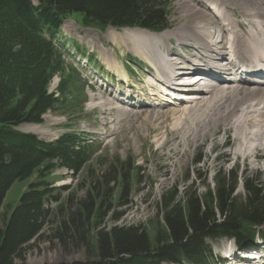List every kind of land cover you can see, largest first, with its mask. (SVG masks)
<instances>
[{
    "label": "trees",
    "instance_id": "16d2710c",
    "mask_svg": "<svg viewBox=\"0 0 264 264\" xmlns=\"http://www.w3.org/2000/svg\"><path fill=\"white\" fill-rule=\"evenodd\" d=\"M167 1L0 0V212L4 208L0 264H24L16 259L24 256L28 243L59 219L62 208L70 206L71 199L55 209L50 206L62 194L55 186L58 169L77 175L99 150L71 131L55 142H46L16 128L25 122H43L49 111L85 105L81 73L67 63L55 40L64 16L76 14L82 22H94L103 29L140 27L162 32L171 25L164 5ZM59 5L66 9L65 14L56 9ZM55 75L61 80L56 92H51ZM116 163L111 171L123 174L128 163ZM234 177L217 178L214 194L180 197L176 190L168 191L156 204L157 222L163 227L154 236L139 225L117 224L108 229L106 192L98 189L66 219L58 220L50 236L58 237L64 247L86 244L90 252L95 249L86 261L70 264H210L208 238L235 239L242 247L264 238L260 182L246 180L247 194L235 197ZM23 179L29 180L28 185L16 204L5 202L12 185Z\"/></svg>",
    "mask_w": 264,
    "mask_h": 264
},
{
    "label": "rangeland",
    "instance_id": "374dc122",
    "mask_svg": "<svg viewBox=\"0 0 264 264\" xmlns=\"http://www.w3.org/2000/svg\"><path fill=\"white\" fill-rule=\"evenodd\" d=\"M182 1L168 0L166 4L164 3L167 6V16L171 21V25L162 32H174L183 23L184 9L181 5ZM189 13L191 18H196L193 16L192 11ZM62 22V29L55 37L56 44L67 63L80 71L82 82L87 86L86 103L84 106H78L72 110L49 111L44 115L43 122L40 124L25 122L16 127L21 132L38 135L46 142L56 141L68 132L69 128H72L73 133L98 144L94 147L99 150L93 161L77 175L68 173L66 169H58L55 176L59 177L55 181V186L62 189V194L59 202L53 201L50 206L55 209L58 205L65 204L66 199H71L70 206L62 208L58 220L66 219L67 215L77 209L81 202L95 196L98 189L100 193L102 191L106 192L104 197L107 202L105 226L108 229L117 224L139 225L149 235L154 236L157 229L162 230L163 227L162 222L161 224L157 222L156 204L168 191L176 190L180 197L187 196V193L202 196L209 191L214 194L218 187L217 178L233 179L234 176L237 181L235 197H244L247 194L245 181L252 178L259 180V185L264 191V160L261 168L252 169L246 167L243 158H240L237 162L235 160L228 161L225 155V152L230 148L228 146L211 147L208 144L188 147L187 154L183 153L182 148H174L175 146L171 142V144L160 146L161 142L167 137L165 130L166 127L170 128L171 119L165 122H163L164 118L149 121L146 116L141 115L134 126L128 127L126 135L119 132L116 139L114 135L108 136V139H106L102 137L101 133H95L96 128L101 126L102 115L98 110L89 108V105H92L91 97L93 93L106 90L107 93L116 94L121 85L126 87L119 80V77L124 70L126 71L127 63L137 70L134 77L135 81L132 82L133 86L129 87V90L134 91L133 89L136 86L147 87L151 82L152 73H156L146 65L148 63L143 61L142 57L128 50L125 43L119 44V48L116 47L111 38L105 36L106 32L113 29L119 35V32L122 33L125 29L149 30L140 27L116 29L112 26L103 29L93 24L94 22L91 24L82 22L81 16L76 14L68 15L63 18ZM162 32L152 33L159 34ZM170 39L175 45L173 50L182 51V53L188 52L185 46L183 48H186L187 51L179 48L175 36ZM162 43L160 42V45ZM112 49L115 50V53ZM79 51L88 55L90 59L88 56H82ZM102 51L113 53L119 59L122 69L118 72L121 74L116 75L114 74L115 70L107 69ZM129 59H134L137 62L132 63ZM141 61L144 63H141ZM102 68L104 69L103 73H99L98 70ZM146 68L150 69L152 73H148L149 70ZM142 75L145 78L140 80ZM58 82V78L53 80L51 90L54 91L57 88ZM149 89L152 90V87L149 86ZM125 97L124 99H127ZM119 104L122 103L119 102ZM123 105L134 107V105H130L129 101L124 102ZM143 109L151 111L149 110L151 108L145 105H143ZM144 114L149 113L145 112ZM47 118L51 120L47 121ZM54 121L58 123L55 124ZM156 124H159L161 128H158L156 132L150 134L147 138L151 126ZM102 128L105 127L102 126ZM46 131L52 132V137L45 136ZM262 150L264 153V147ZM196 157L197 160H195ZM118 160H120V163H128L123 168V174L111 171V168L115 165L114 163ZM124 174L127 175L125 178ZM28 181V179H23L15 182L8 191L5 202L16 204L27 187ZM95 184L99 186L95 188ZM125 184L127 188L123 189ZM3 212L4 208L1 209L0 218ZM115 216L118 220L115 218L112 220V217ZM58 220L54 224L49 223L40 231L37 238L28 243L24 256L16 259L18 263L58 264L64 262L70 264L86 261L89 254L95 252L94 248H91L90 252L86 244L80 247L74 244L64 247L58 237H51L52 229L54 232L57 229ZM261 229L264 232V225L261 226ZM233 242L234 240L227 237L208 238L206 244L210 254V264H219L218 262L222 264L221 261L225 254L222 249ZM254 247L261 250L260 253L264 256V244L257 242ZM163 264L174 263L165 262Z\"/></svg>",
    "mask_w": 264,
    "mask_h": 264
},
{
    "label": "bare ground",
    "instance_id": "6f19581e",
    "mask_svg": "<svg viewBox=\"0 0 264 264\" xmlns=\"http://www.w3.org/2000/svg\"><path fill=\"white\" fill-rule=\"evenodd\" d=\"M181 5L183 23L174 32L157 34L138 29H125L119 35L113 29L106 32L105 36L116 47L125 43L128 50L142 57L156 73L148 69L152 73L148 86L129 90L131 84L118 72L122 69L119 59L113 53L102 51L107 68L115 70L116 75L120 73L119 80L126 87L121 85L114 95L106 90L93 93L89 108L102 115L101 126L94 132L106 139L114 135L116 139L119 132L126 135L128 127L134 126L141 115L149 121L171 119L170 128L165 130L167 137L160 146L171 142L186 154L188 147L228 146L225 152L228 161L243 158L247 168H261L264 160V75L261 74L264 0H183ZM190 11L196 18L190 17ZM174 36L179 48L185 46L187 53L173 50L175 45L170 38ZM160 42L163 43L160 45ZM231 48L247 62H254L259 67L254 70L257 73L242 68L239 60L233 58L232 50L229 51ZM171 80L173 83L167 84ZM167 90H172L171 96ZM126 101L134 107L123 105ZM143 105L151 111L144 110ZM158 128H161L159 124L152 125L146 137ZM51 133L46 131L44 135L52 137ZM231 245L235 251L236 246ZM236 252L235 264H264L260 250L246 257H239ZM224 258L222 264H225Z\"/></svg>",
    "mask_w": 264,
    "mask_h": 264
},
{
    "label": "water",
    "instance_id": "95a60500",
    "mask_svg": "<svg viewBox=\"0 0 264 264\" xmlns=\"http://www.w3.org/2000/svg\"><path fill=\"white\" fill-rule=\"evenodd\" d=\"M56 9L61 10L63 13H66V9L61 5L57 6Z\"/></svg>",
    "mask_w": 264,
    "mask_h": 264
}]
</instances>
